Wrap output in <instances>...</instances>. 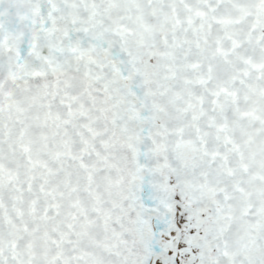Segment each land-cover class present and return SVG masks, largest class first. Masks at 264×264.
Segmentation results:
<instances>
[{"label":"snow or ice","instance_id":"snow-or-ice-1","mask_svg":"<svg viewBox=\"0 0 264 264\" xmlns=\"http://www.w3.org/2000/svg\"><path fill=\"white\" fill-rule=\"evenodd\" d=\"M0 264H264V0H0Z\"/></svg>","mask_w":264,"mask_h":264}]
</instances>
